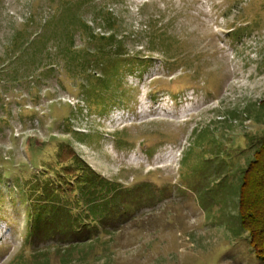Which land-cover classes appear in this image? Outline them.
I'll list each match as a JSON object with an SVG mask.
<instances>
[{
	"label": "rangeland",
	"instance_id": "rangeland-1",
	"mask_svg": "<svg viewBox=\"0 0 264 264\" xmlns=\"http://www.w3.org/2000/svg\"><path fill=\"white\" fill-rule=\"evenodd\" d=\"M263 105L264 0H0V264H264L238 207ZM75 154L121 204L29 235Z\"/></svg>",
	"mask_w": 264,
	"mask_h": 264
},
{
	"label": "trees",
	"instance_id": "trees-1",
	"mask_svg": "<svg viewBox=\"0 0 264 264\" xmlns=\"http://www.w3.org/2000/svg\"><path fill=\"white\" fill-rule=\"evenodd\" d=\"M62 12H64L73 23L79 21L80 24L90 30L89 34L92 35L94 26L86 20H81V17L77 14V10L73 8L71 4L65 6ZM98 26L104 28L105 25L98 24ZM108 26V29L111 30L110 34L107 36L102 34L101 38H106L111 42V39L114 38L115 32L110 25ZM117 53L118 56L114 58L112 62H117L119 58H123V51ZM120 54L122 55L120 56ZM129 58L132 57L130 56ZM100 64L101 67L105 65L102 61ZM169 65L170 57L166 56L163 59V67L169 69ZM110 101L109 98V102ZM262 109L264 110V105L262 106ZM259 139L260 141L254 150L253 157L248 161V164L240 175L241 181L239 183L238 191V207L240 210V223L243 227L249 228L250 243L257 255L264 260V135ZM72 158L73 160L78 161V164L76 165L82 170V172L72 175V178L68 179L65 186L63 185L61 188L56 189L44 186L45 188H42L41 190V187H39L36 196V188L32 187V190L27 194L28 197H31L34 200L30 205L31 212L28 216L30 224L27 233L29 235L39 233L43 224H54L56 222L54 217L58 212L57 209L62 206L57 203V199L59 202L60 198H65L67 202L71 203L72 207L80 206L81 203L82 206L86 205L89 207L86 219H88L87 222L91 224L96 223L99 214L106 213L107 215L108 212L113 211L116 204H121V201H116L118 195H114L117 193L114 192V189L121 186L119 183L112 182L106 179L103 175L90 170L85 163L83 164L80 155L75 154ZM51 189L54 193L50 191ZM74 190H76V193L73 194V196H71V194L68 195L70 191L74 192ZM97 206L100 208L97 210L99 214H97V211L94 209V207ZM65 213L68 214L69 218L73 216L70 208H66ZM81 214L82 212H77V214L72 217L73 222L78 221V219L81 220L83 218L81 217ZM79 230L80 227L77 231Z\"/></svg>",
	"mask_w": 264,
	"mask_h": 264
}]
</instances>
